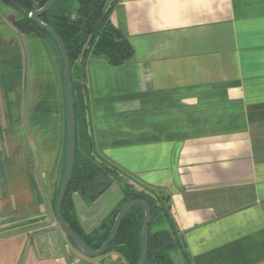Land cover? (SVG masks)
I'll list each match as a JSON object with an SVG mask.
<instances>
[{"label":"crops","instance_id":"obj_1","mask_svg":"<svg viewBox=\"0 0 264 264\" xmlns=\"http://www.w3.org/2000/svg\"><path fill=\"white\" fill-rule=\"evenodd\" d=\"M115 1L133 58L79 63L93 150L170 197L192 264H264V0ZM65 110L58 56L0 2V264H128L84 256L56 219ZM123 198L118 183L92 205L74 193L83 231Z\"/></svg>","mask_w":264,"mask_h":264},{"label":"trees","instance_id":"obj_2","mask_svg":"<svg viewBox=\"0 0 264 264\" xmlns=\"http://www.w3.org/2000/svg\"><path fill=\"white\" fill-rule=\"evenodd\" d=\"M12 1L26 11L25 13L18 12L21 14L20 18L13 21L16 29L23 35H35L42 38L58 56L62 68L64 88V63L58 46L49 34L38 28L29 18V14L35 6L41 9L47 4L48 0H35V3L33 0ZM0 2L5 4L3 0H0ZM110 2L111 0H56L53 8L41 17V20L56 30L63 39L72 67L77 151L72 180L63 204L62 213L66 221L88 246L98 250L109 237L121 209L131 201L144 200L152 210L147 264H178L174 257L176 253L180 254L182 264H192L188 254L182 249L178 228L172 214L170 197L137 185L113 165L106 162L95 150L91 149L92 141L87 124L89 108L85 102L87 96L86 74L83 68L79 66L80 59L92 38L88 56L106 58L113 66L126 64L133 58L134 53L125 34L111 22L114 5L110 6ZM117 2L118 0L114 4ZM81 80L84 82H81ZM64 106L66 109L65 96ZM65 139L62 180L57 189L53 204L54 209L66 168L67 130ZM114 183L120 185L124 195L123 200L94 232L86 234L81 227L73 204V194L79 193L88 205H92ZM144 221L145 209L143 207L132 210L123 222L117 238L103 256L116 251L128 264H139ZM70 243L78 250L71 241Z\"/></svg>","mask_w":264,"mask_h":264},{"label":"water","instance_id":"obj_3","mask_svg":"<svg viewBox=\"0 0 264 264\" xmlns=\"http://www.w3.org/2000/svg\"><path fill=\"white\" fill-rule=\"evenodd\" d=\"M5 4L13 8L14 10L25 13V9L20 5L14 3L12 0H3ZM35 3V0H33ZM56 0H48L47 4L38 9L36 6L34 10L29 14V18L33 21L38 28L49 34L58 46L64 63V96L66 105L67 116V160L64 178L61 184V188L55 204V216L63 229L67 238L78 248V250L86 257L96 259L103 256L109 249L110 245L117 238L123 222L128 215L137 207H143L145 209V221L141 234V252L139 264H147L149 256V241H150V225L152 222V210L150 205L144 200H134L126 204L118 213L112 231L106 241L103 243L100 249L94 250L78 235V233L70 226L63 216L62 209L63 204L69 189L70 182L74 171L77 151V128H76V112H75V99L73 93V79H72V67L68 54L66 44L60 35L51 26L47 25L41 20V17L47 14L54 6ZM93 40V38H92ZM88 43L85 48L83 58L81 62L84 63V57L88 54L90 44ZM91 149L93 150L92 142Z\"/></svg>","mask_w":264,"mask_h":264},{"label":"rangeland","instance_id":"obj_4","mask_svg":"<svg viewBox=\"0 0 264 264\" xmlns=\"http://www.w3.org/2000/svg\"><path fill=\"white\" fill-rule=\"evenodd\" d=\"M2 4V3H1ZM2 6L6 9V10H9L11 11V18L13 19V21H15L16 19L20 18L21 14L18 13V11H15L13 9H11V7L5 5V4H2Z\"/></svg>","mask_w":264,"mask_h":264}]
</instances>
